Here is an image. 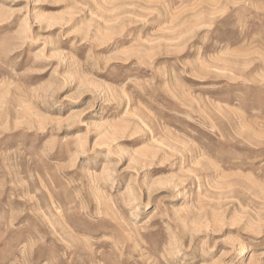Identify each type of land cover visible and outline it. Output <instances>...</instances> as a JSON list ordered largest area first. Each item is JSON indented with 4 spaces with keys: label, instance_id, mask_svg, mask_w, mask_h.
Returning a JSON list of instances; mask_svg holds the SVG:
<instances>
[{
    "label": "rangeland",
    "instance_id": "obj_1",
    "mask_svg": "<svg viewBox=\"0 0 264 264\" xmlns=\"http://www.w3.org/2000/svg\"><path fill=\"white\" fill-rule=\"evenodd\" d=\"M0 264H264V0H0Z\"/></svg>",
    "mask_w": 264,
    "mask_h": 264
}]
</instances>
